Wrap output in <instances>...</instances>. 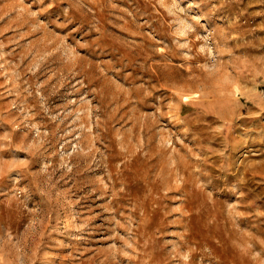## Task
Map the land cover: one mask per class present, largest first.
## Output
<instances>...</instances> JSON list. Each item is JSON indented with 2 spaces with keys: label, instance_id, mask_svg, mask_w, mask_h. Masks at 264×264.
<instances>
[{
  "label": "rangeland",
  "instance_id": "374dc122",
  "mask_svg": "<svg viewBox=\"0 0 264 264\" xmlns=\"http://www.w3.org/2000/svg\"><path fill=\"white\" fill-rule=\"evenodd\" d=\"M0 264H264V0H0Z\"/></svg>",
  "mask_w": 264,
  "mask_h": 264
}]
</instances>
